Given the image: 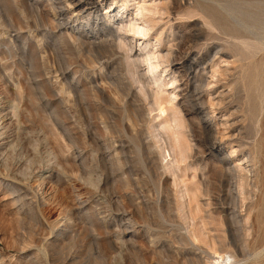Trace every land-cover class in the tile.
I'll return each instance as SVG.
<instances>
[{"label": "rangeland", "instance_id": "rangeland-1", "mask_svg": "<svg viewBox=\"0 0 264 264\" xmlns=\"http://www.w3.org/2000/svg\"><path fill=\"white\" fill-rule=\"evenodd\" d=\"M18 2L0 0V264H264V47L243 59L193 8L263 42L264 0Z\"/></svg>", "mask_w": 264, "mask_h": 264}, {"label": "bare ground", "instance_id": "bare-ground-1", "mask_svg": "<svg viewBox=\"0 0 264 264\" xmlns=\"http://www.w3.org/2000/svg\"><path fill=\"white\" fill-rule=\"evenodd\" d=\"M14 2V1H13ZM17 2H18V0H17ZM196 2V1H195ZM198 2V1H197ZM196 2V3H197ZM201 3V2H200ZM18 4H19V2H18ZM202 4V3H201ZM78 5L79 6H81L80 5V3H78ZM86 5V4H85ZM206 6H207V4H205ZM225 6V5H224ZM208 7V6H207ZM207 7H205L204 5H203V7H202V5H200V4H196L195 5V7H193L194 9H195V13H197V12H200V14L202 15V16H204L205 17V20H206V18L208 19V20H206V21H209V23L211 24L210 26L211 27H214L215 29H217V30H219L222 34H224V36H227V37H229L230 39H234V40H236L235 42L236 43H229L230 42V40L228 41V45L229 44H232L231 46H233V48H234V50H235V52H237V53H239L240 54V56H241V53H242V57H243V59H246V58H249V56L251 57V56H253V54H254V51H256L258 48H261V47H264V41L262 42L260 39H259V37H254V36H251V34L249 35V33L248 32H250L251 33V31H250V29L253 27V25L251 26V21L250 22H248V18L250 17V16H248V18H247V20H246V22H245V19L246 18H243L244 20H240L239 18V20L240 21H237L236 22V25H238L239 27H241L242 29L244 28V32H247V33H243L242 32V30H240L237 26H235V25H233V23L235 22V20H233L234 22L231 24V22H229L228 20H226V18H224L222 15H220L219 13H216V12H213L211 9H209V7L207 8ZM85 8V7H84ZM220 8H222V7H220ZM81 9V8H80ZM214 10H216V9H214ZM223 10H224V8H223ZM221 11V10H220ZM219 11V12H220ZM225 11V10H224ZM230 10H228V12H229ZM233 11H235V10H232V12ZM242 11V10H241ZM253 11V10H252ZM225 12H227V10L225 11ZM225 12H223V14L225 13ZM227 12V13H228ZM231 11H230V13H228L229 14V16L230 17H233V16H235L236 15V13H237V11H235L236 13H232ZM243 12V11H242ZM246 13H247V11H246ZM248 13H249V11H248ZM251 13V12H250ZM233 14H235V15H233ZM245 14V13H244ZM233 15V16H232ZM240 15V14H239ZM239 15H237V16H239ZM247 15H249V14H247ZM259 15V14H258ZM229 16H227V17H229ZM251 16H253V17H255V15H251ZM240 17V16H239ZM242 17H244V16H242ZM241 17V18H242ZM245 17H247L246 15H245ZM257 17V16H256ZM236 18V17H235ZM259 17H257V19H258ZM237 19V20H238ZM252 19V18H251ZM250 19V20H251ZM253 21H254V19H252ZM259 20V19H258ZM258 20H256L255 19V22L257 21V23L259 22ZM231 21V20H230ZM243 21V22H242ZM252 21V24H254L255 22H253ZM256 23V24H257ZM262 23L263 22H261V26H263L262 25ZM255 25V24H254ZM122 28H123V30H124V32L125 33H130V32H133V34H142L144 31H143V29H142V27L141 26H139V25H135V24H122ZM260 26V27H261ZM253 28H257V27H253ZM151 29V28H150ZM258 29V28H257ZM218 31V32H219ZM77 33V32H76ZM253 34V33H252ZM76 36V35H75ZM69 37V36H68ZM82 37V36H81ZM73 38H75L74 36H73ZM77 38V37H76ZM101 38V37H100ZM79 39L80 38H78V42L77 43H79ZM71 40H73V39H71ZM70 40V41H71ZM263 40V39H262ZM86 41V40H85ZM91 41H93V40H91ZM74 42V41H73ZM84 41H82V43H83ZM90 42V41H89ZM94 42V41H93ZM92 42V43H93ZM100 42V41H99ZM103 42V41H102ZM226 42V41H225ZM232 42V41H231ZM87 42H85V44H86ZM96 43V42H95ZM104 43L105 44H107V50H109V47L110 48H112V47H114V39H111V40H109V39H107V40H105L104 41ZM75 45H76V42H75ZM81 45V44H80ZM84 45V44H83ZM83 45H81V46H83ZM227 45V44H226ZM227 45V46H228ZM89 48L91 47V46H89V43H88V45H87ZM230 46V45H229ZM231 46H230V48H231ZM80 47V46H79ZM87 47V48H88ZM226 47V46H225ZM92 48V47H91ZM232 48V49H233ZM77 49V48H76ZM79 49V48H78ZM227 49H228V47H227ZM89 50V49H88ZM104 50H106V49H104ZM111 50V49H110ZM94 51V50H93ZM99 51V50H98ZM106 52V51H105ZM233 52V51H232ZM89 53H91V52H89ZM92 54H93V52H92ZM43 55V54H42ZM237 55V54H236ZM236 55H234V56H236ZM128 56V55H127ZM168 56H169V54H168ZM239 56V55H238ZM7 57V56H6ZM45 57V56H44ZM43 57V58H44ZM154 57V53L152 52L151 54H147V55H145L144 56V58H143V60L149 65V68H155L156 66H158V65H154V64H152V58ZM156 57V56H155ZM154 57V58H155ZM162 57H164V58H168L167 57V54H166V56L164 55H162ZM161 57V58H162ZM242 57H240V58H242ZM42 58V57H41ZM130 58V57H129ZM129 58H127V61H128V63H129V65H131V60H130V62H129ZM141 58V57H140ZM45 59H47V58H45ZM237 59V58H236ZM39 60V59H38ZM44 60V59H43ZM102 60V59H101ZM138 60V59H137ZM140 60V59H139ZM169 60V59H168ZM97 61H98V59H97ZM136 61V60H135ZM133 61L132 60V64H135L136 62H137V64H138V61ZM49 63V60L47 59V61H46V63ZM124 62V61H123ZM142 62V61H141ZM44 63V65H45V62H43ZM42 63V64H43ZM47 63V64H48ZM59 63V62H58ZM46 64V65H47ZM45 65V66H46ZM49 65V64H48ZM125 65V64H124ZM127 65V64H126ZM241 65V64H240ZM40 66H42V65H40ZM133 66V65H132ZM131 66V67H132ZM244 66V65H243ZM242 66V67H243ZM48 67V66H47ZM130 67V68H131ZM42 68V67H41ZM95 68V67H94ZM125 68V67H124ZM130 68H129V71H131L130 70ZM133 68H135V67H133ZM38 69L40 70V68L38 67ZM37 69V70H38ZM47 69V68H46ZM51 68L49 67V70H50ZM48 70V69H47ZM134 70V69H133ZM36 71V70H35ZM43 71V70H42ZM47 73V72H46ZM240 73H241V71H240ZM247 73V72H246ZM131 74H132V76H131V78H133L134 80L133 81H135L136 82V84H141V87L143 86V88L145 87V82H144V80L141 78V74L140 75H138L135 71L134 72H131ZM46 75V74H45ZM34 76H36V75H33V77H31V78H33L34 79ZM39 76V75H38ZM41 76V75H40ZM39 76V78H42V76L40 77ZM195 76H196V73H195V75H194V78H195ZM37 77V76H36ZM35 77V79H38V78H36ZM44 77V76H43ZM198 77V76H197ZM122 78V77H121ZM121 78H118V79H116V80H114V81H111L110 82V84H111V87H113V89L115 90V92H116V94H118L119 95V97H126L127 95H128V89L126 88V84L124 83V81H122L123 79H121ZM183 78V77H182ZM26 79V78H25ZM28 79H30V77L28 78ZM28 79H26V80H28ZM44 80V79H43ZM242 80H243V78H242ZM34 81V80H33ZM38 81H40V80H37V82ZM241 81V80H240ZM29 82V81H28ZM35 82V81H34ZM53 82V81H52ZM238 82V81H237ZM26 83V82H25ZM134 83V82H133ZM68 84V83H67ZM197 84V83H196ZM25 85V84H24ZM40 86H41V84H39ZM75 85V84H74ZM90 86V85H89ZM95 85H93V88L90 86V88H92L91 89V93L93 92V94H91V96L92 97H96V99L97 98H99V97H101V96H99L100 94H101V92H102V90L100 91V88H97V87H94ZM97 86V85H96ZM110 86V85H109ZM72 87V86H71ZM34 88V87H33ZM39 88V87H38ZM42 88V87H41ZM89 88V89H90ZM29 89V88H28ZM74 89V88H73ZM84 89V88H83ZM143 90V89H142ZM145 90H146V88L144 89V92H145ZM29 91V90H28ZM31 91V90H30ZM41 91V90H40ZM39 91V92H40ZM45 91V90H44ZM32 92V91H31ZM42 92V91H41ZM147 92V91H146ZM157 92V91H156ZM45 92H42V94H44ZM80 93L81 92H79V97H82V96H80ZM148 93V92H147ZM31 94V93H30ZM41 94V95H42ZM47 94V93H46ZM158 94V93H157ZM29 95V94H28ZM77 95V94H76ZM75 95V96H76ZM89 95V94H88ZM30 96V95H29ZM33 96V95H32ZM43 96V95H42ZM47 95H45V97H46ZM90 96V95H89ZM99 96V97H98ZM54 97H55V93H54ZM78 97V98H79ZM91 97V98H92ZM30 98H32V97H30ZM34 98V97H33ZM47 98V97H46ZM50 98V97H49ZM52 98V97H51ZM56 98V97H55ZM45 99V98H44ZM74 99V98H73ZM80 100V99H79ZM85 100V99H84ZM124 100V99H123ZM99 101H100V99H99ZM120 103V102H119ZM137 103V102H136ZM167 104H171V105H173V98H167V99H164V98H160V97H158L156 100H155V105H156V107H157V109H158V111H159V114H161V113H164V112H166L167 111ZM72 105V104H71ZM170 105V106H171ZM133 106H136V105H133ZM169 106V105H168ZM125 108V107H124ZM172 109V115H171V121H173V122H175L176 123V125H180V123L182 122L181 121V118L179 117V110H178V108L176 107V108H173V106L171 107ZM126 109V108H125ZM151 109V108H150ZM113 111V110H112ZM151 111H152V109H151ZM132 112H133V114H134V117L136 118V119H138V117H140L134 110H132ZM136 113V114H135ZM162 115V114H161ZM168 116V115H167ZM49 118H51V117H49ZM85 118V117H84ZM105 119H107V118H105ZM104 119V120H105ZM52 122V121H51ZM54 124H55V122H53ZM143 125V124H142ZM172 125V124H171ZM175 125V126H176ZM90 126V125H89ZM139 126H140V124H139ZM57 128V127H56ZM55 128V129H56ZM151 129V128H150ZM57 131V133L59 132L60 133V131L57 129L56 130ZM84 131V130H83ZM56 133V132H55ZM64 134V133H63ZM66 134V133H65ZM215 134V133H214ZM58 135V134H57ZM62 135V134H61ZM211 135V134H210ZM157 136V135H156ZM216 138V137H215ZM71 139H72V137H71ZM93 139V138H92ZM95 139V138H94ZM93 139V140H94ZM112 139V138H111ZM159 140V139H158ZM213 141V140H212ZM97 145V144H96ZM103 145V144H102ZM115 146V145H114ZM179 146H180V149H181V154L183 155V158L184 159H186V152H187V150H188V148H189V146H187V145H185V144H183L182 142H180L179 143ZM146 148V147H145ZM159 149V148H158ZM160 149H161V147H160ZM162 150H163V148H162ZM99 152V151H98ZM101 153V152H100ZM164 153H165V151H164ZM163 153V154H164ZM162 154V155H163ZM117 156V155H116ZM164 157H167V156H165V155H163ZM163 159V158H162ZM165 159V158H164ZM250 160V159H249ZM114 161V160H113ZM220 161L223 163L224 161H223V159L221 158L220 159ZM119 162V161H118ZM201 166V165H200ZM231 171V170H230ZM235 171V170H234ZM233 172V171H232ZM233 174V173H232ZM234 175V174H233ZM237 175V174H236ZM245 178H246V176H245ZM245 178H243V176L242 177H239V179H241V180H243V179H245ZM126 181V180H125ZM130 184V183H129ZM126 186H127V184H126ZM129 186V185H128ZM241 188V187H240ZM185 194V193H184ZM183 195V194H182ZM136 196V195H135ZM139 210V209H138ZM179 211V210H178ZM231 214H232V216H234V213L233 212H231ZM232 216H231V218H232ZM163 217V216H162ZM220 218V217H219ZM228 218H230V216L228 217ZM230 218V219H231ZM229 219V220H230ZM233 220V219H232ZM129 221V220H128ZM227 222H228V220H227ZM235 222H236V219H235ZM232 223V222H231ZM237 223V222H236ZM229 224V223H228ZM230 226V225H229ZM182 238V237H181ZM181 240V239H180ZM230 243V242H229ZM233 243V242H232ZM185 245V244H184ZM187 245V244H186ZM227 246H228V244H226ZM236 246V245H235ZM229 247V246H228ZM237 248V247H236ZM231 249V248H230ZM229 249V250H230ZM226 250H228V248L226 249ZM228 250V251H229ZM231 251V250H230ZM217 252V251H216ZM223 251L221 252V253H216V254H218L217 255V257H214L215 259H216V262L214 263V264H234L237 260H236V256L234 255V254H232V253H229V252H225V253H223ZM235 253V252H234ZM236 254V253H235ZM213 258V257H212ZM213 258V259H214ZM214 259V260H215ZM235 261V262H234ZM239 261V260H238ZM237 261V262H238Z\"/></svg>", "mask_w": 264, "mask_h": 264}]
</instances>
